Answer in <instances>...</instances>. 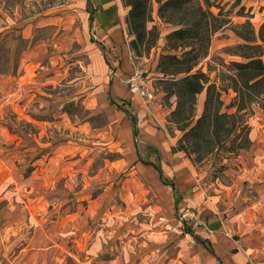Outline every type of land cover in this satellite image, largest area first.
<instances>
[{
	"label": "rangeland",
	"instance_id": "rangeland-1",
	"mask_svg": "<svg viewBox=\"0 0 264 264\" xmlns=\"http://www.w3.org/2000/svg\"><path fill=\"white\" fill-rule=\"evenodd\" d=\"M212 1L230 22L197 68L215 81L241 59L230 49L249 13L246 0ZM72 3L0 0V264H219L202 239L224 264H264V109L249 118V149L194 164L173 150L182 132L163 116L176 97L168 106L157 65L176 26L149 23L161 31L148 56L157 62L129 60L146 70L157 96L123 105L114 87L121 54L98 44L83 12L67 13ZM97 48L108 68L98 66ZM205 97L198 95V114ZM139 104L158 116L135 138L125 109L135 115ZM152 163L164 166L178 194ZM187 207L208 222L185 223L194 234L179 226Z\"/></svg>",
	"mask_w": 264,
	"mask_h": 264
},
{
	"label": "trees",
	"instance_id": "trees-1",
	"mask_svg": "<svg viewBox=\"0 0 264 264\" xmlns=\"http://www.w3.org/2000/svg\"><path fill=\"white\" fill-rule=\"evenodd\" d=\"M124 3L129 7L126 23L130 46L137 56H149L159 42V26H149L154 21L156 3L159 17L176 26L166 35V49L157 65L163 75L160 83L168 106L176 97L168 122L182 134L173 150L184 152L194 164H199L222 152L238 154L249 149L253 145L249 118L257 107L264 109V22L256 29L247 15L246 21L236 25L234 30L242 41L230 50L241 59L231 61L228 70L221 71L218 80L212 81L207 72L197 67L209 54L214 32L230 22L222 9L218 13L211 9L212 0H124ZM204 91V107L198 114V95ZM110 102L124 107L112 97ZM125 111L132 117L137 138V117L129 109ZM152 164L161 180L178 194L174 181L164 175L161 166ZM180 198V195L176 198L177 204ZM185 231L194 234L189 225H185ZM202 241L219 264H224L209 239Z\"/></svg>",
	"mask_w": 264,
	"mask_h": 264
},
{
	"label": "crops",
	"instance_id": "crops-1",
	"mask_svg": "<svg viewBox=\"0 0 264 264\" xmlns=\"http://www.w3.org/2000/svg\"><path fill=\"white\" fill-rule=\"evenodd\" d=\"M73 3L71 5L74 6L75 8L72 11H69L67 13H69V14L73 13L74 14L76 9L83 12V14L86 18V21L88 22V24L92 25V30L96 34L97 38L99 39L98 44L101 45L103 48H104V46L112 47L114 50H116L115 51L116 55L121 54V57H120L121 62L120 63L122 65V67H120L115 72V74L117 75L118 81L117 80L115 81L114 87H117V89L121 90V92L123 93L124 84L122 83V80L124 81V77L128 76L131 72H133L134 67L132 66L129 59L133 58V56H135L134 51L132 50V48L130 46L131 36L128 33L127 23H126V17H127L128 12H129V7L124 3V0H73ZM245 11L247 13H249L250 19L252 20L256 29H258L260 27V25L264 22V0H246ZM153 15L156 19H161L159 17L158 4L157 3L155 4ZM91 16H92V18H91ZM125 36L127 39L126 43H125V40H126ZM129 36H130V39H129ZM95 53H97V56H96L97 57V64L100 67V69L103 70V69H105L106 66L108 68V65H107L106 59H105V55L101 52V50L99 48H97ZM138 58H139V56H138ZM144 58L147 60H150L152 58H154L155 60L157 59L156 53H154V52H152L151 57L145 56ZM117 60H118V58L113 56V62L115 64V66L117 64ZM157 60H156V62H157ZM127 87H128V85H127ZM122 93L120 95L121 96V99H120L121 103L124 100L126 101V98H127V95L124 96V95H122ZM128 94L130 97H128L129 99H127L128 101H126L125 104L130 105L131 101L141 103L142 99L138 95L132 94L129 90V87H128ZM160 94H162V96H163L162 92ZM136 97L138 98V100H136ZM155 108L151 109V113H150V115H148L147 108H145L143 105L139 104L136 107L137 113L135 114V116L137 117V125H138L139 133H140V131L142 132V131L149 129L150 125H151L150 121H152V118H154V116H156V117L158 116L157 111H155ZM129 110L132 111L130 108H129ZM169 113L170 112L168 110H163V116L164 117H166V116L168 117ZM132 125H133V121H132ZM161 168L164 172L165 170H164L163 165H161ZM158 175H159V172H158ZM164 175L169 180H172L165 173H164ZM159 178H160V176H159ZM160 180H161V178H160ZM204 221H205V225L207 226L208 222L206 220H204ZM210 225H212V224L210 223Z\"/></svg>",
	"mask_w": 264,
	"mask_h": 264
},
{
	"label": "built area",
	"instance_id": "built-area-1",
	"mask_svg": "<svg viewBox=\"0 0 264 264\" xmlns=\"http://www.w3.org/2000/svg\"><path fill=\"white\" fill-rule=\"evenodd\" d=\"M146 70L142 68H134L127 78L126 84L132 94L138 95L144 101H152L157 96V90L152 82V79L146 75ZM192 222L195 226L205 225V221L199 217L194 209L187 207L182 210L179 218L180 229L185 227V223Z\"/></svg>",
	"mask_w": 264,
	"mask_h": 264
}]
</instances>
